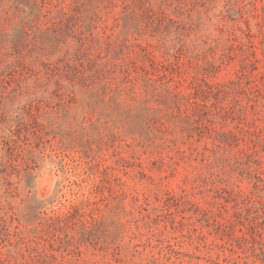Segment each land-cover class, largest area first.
<instances>
[{
    "label": "rangeland",
    "instance_id": "obj_1",
    "mask_svg": "<svg viewBox=\"0 0 264 264\" xmlns=\"http://www.w3.org/2000/svg\"><path fill=\"white\" fill-rule=\"evenodd\" d=\"M0 264H264V0H0Z\"/></svg>",
    "mask_w": 264,
    "mask_h": 264
}]
</instances>
